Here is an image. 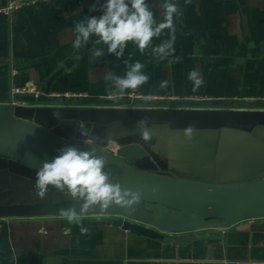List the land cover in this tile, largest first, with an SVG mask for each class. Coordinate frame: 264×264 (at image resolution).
Wrapping results in <instances>:
<instances>
[{
	"label": "crops",
	"instance_id": "obj_1",
	"mask_svg": "<svg viewBox=\"0 0 264 264\" xmlns=\"http://www.w3.org/2000/svg\"><path fill=\"white\" fill-rule=\"evenodd\" d=\"M9 1L0 0V9ZM147 2L162 21L163 0ZM173 2L181 13L174 20L179 62H173L172 56L157 60L152 51L170 39L168 29L153 37L143 52L128 42L119 59L107 53L103 44L97 47L103 48L105 55L93 59L90 50L92 41L98 39L95 36L75 49V24L85 15L102 14L89 11L96 0L40 2L25 5L10 16L0 14V94L9 95L13 86L45 92L47 82L55 76L51 94L89 97L62 105L180 108L195 104L187 102L189 99H211L195 105L264 109V0ZM125 61L145 64L143 71L150 79L136 90H126L122 99L111 98L106 103L109 91L115 89L104 76L109 72L123 76L128 70ZM192 70L199 71L205 81L195 92L188 80ZM161 81L168 82L167 89L159 87ZM144 96L152 99L145 101ZM187 126L150 125L154 133L151 146L164 163L161 174L229 182L264 168V128L248 131L195 125L194 138L187 140L183 134ZM91 134L90 145L108 152L118 148L102 131ZM82 141L87 143L85 137ZM10 181L9 174L0 170V193L10 192ZM102 219L109 218L82 217L90 229L87 236L66 217L0 219V264H49L50 259L59 264L63 258L122 264H264V228L259 225L264 219L240 221L228 228H221L226 221L219 219L215 221L217 228L194 232L195 239L184 245L93 224Z\"/></svg>",
	"mask_w": 264,
	"mask_h": 264
},
{
	"label": "water",
	"instance_id": "obj_2",
	"mask_svg": "<svg viewBox=\"0 0 264 264\" xmlns=\"http://www.w3.org/2000/svg\"><path fill=\"white\" fill-rule=\"evenodd\" d=\"M54 79L55 76L47 82L45 96L51 94ZM8 97L0 94V100ZM26 97L28 101L24 100ZM18 98H23L26 104L0 105V170L6 171L11 179L10 192L0 193V219L63 217L60 210L73 206L80 211V204L67 194L50 189L42 199L34 187L36 171L42 162L51 161L59 149L69 145L81 150L94 148L98 156L105 157V171L111 173L113 183L143 194L141 204L132 209L114 205L107 210L99 207L90 210L85 217L109 218L95 221L94 225L118 227L184 245L195 239L194 232L217 228L216 220H225L221 228H228L240 221L264 218V168L229 182L193 179L181 173L161 174L164 163L151 141L145 143L140 138L136 124L147 118L149 127L189 124L254 131L264 128V109H210L197 108L195 104L183 108L79 106L57 102L63 97L49 96L51 99L43 103H38L41 99L36 100L32 94ZM133 102L137 105L136 99ZM81 121L91 133L102 131L105 138L117 145L116 151L84 143L78 130ZM112 133L111 139L108 136ZM259 225L264 228V223ZM59 264L122 263L63 258Z\"/></svg>",
	"mask_w": 264,
	"mask_h": 264
},
{
	"label": "clouds",
	"instance_id": "obj_3",
	"mask_svg": "<svg viewBox=\"0 0 264 264\" xmlns=\"http://www.w3.org/2000/svg\"><path fill=\"white\" fill-rule=\"evenodd\" d=\"M163 9L164 19L157 20L152 6L147 0H96L89 11H99L100 15H85L74 27L75 40L73 47L80 49L90 42L95 36L98 39L92 41L91 54L93 59L103 57L105 50L97 45H106L107 53L115 55L118 59L124 56L128 42L143 52L152 42L153 37H159L164 29L169 30L170 39L155 46L152 51L157 60H163L169 56L174 57L173 62H179L180 57L175 55L176 27L175 19L181 15L179 6L173 0H163L160 5ZM127 71L123 76L112 72L104 76L105 82H111L115 91H109V98L122 99L126 90H136L146 84L150 77L143 69L146 67L140 61L128 63ZM188 80L192 82V91L199 90L205 83L202 74L197 70L188 73ZM159 87L167 89L168 82L161 81ZM145 101H150L151 96H144ZM58 117L59 113H55ZM140 138L149 143L154 133L149 127L147 118L136 122ZM81 136L87 143H93L91 130L81 121L78 126ZM196 133L195 125H189L183 130L187 140H192ZM59 154L51 161H43L42 167L36 171L35 192L39 198H45L50 189L58 193H65L80 204V211L75 206L61 209L60 214L67 221L79 227L81 235L89 234L82 217L95 207L107 210L114 205L132 209L142 202V192L122 188L119 183L111 181V173L105 171L106 159L98 156L94 148L81 150L73 145L64 146L58 150ZM153 191H156L154 188ZM82 202V203H81Z\"/></svg>",
	"mask_w": 264,
	"mask_h": 264
},
{
	"label": "built area",
	"instance_id": "obj_4",
	"mask_svg": "<svg viewBox=\"0 0 264 264\" xmlns=\"http://www.w3.org/2000/svg\"><path fill=\"white\" fill-rule=\"evenodd\" d=\"M56 0H10L4 7L0 9V14L4 15H11L13 12L17 11L18 9L22 8L25 5H34L40 2H45V3H52ZM27 94H32L36 100H39L43 97H51V98H56V97H63L65 99H74V100H87L89 97L87 95H76V94H65V95H54L50 94L49 96H45V92L42 89H36L34 87H29V86H13L10 93L9 97L7 100H3L0 102V105H25V102H22L18 96L20 95H27ZM131 98L137 97L134 95H130ZM211 99H189L187 102H210ZM197 108H204L201 105H195ZM178 108V107H174ZM183 108V107H182ZM211 109V108H210ZM264 219V218H263ZM260 220V219H256ZM255 221V220H253Z\"/></svg>",
	"mask_w": 264,
	"mask_h": 264
},
{
	"label": "rangeland",
	"instance_id": "obj_5",
	"mask_svg": "<svg viewBox=\"0 0 264 264\" xmlns=\"http://www.w3.org/2000/svg\"><path fill=\"white\" fill-rule=\"evenodd\" d=\"M64 100V99H63ZM63 100H58L57 102H59L60 104H62V103H64V104H71V103H74V101L73 100H66V101H63ZM63 101V102H62ZM66 102H68V103H66ZM38 103H43V101L42 102H38ZM94 103V102H93ZM106 103H109V102H106ZM95 105H96V103H94ZM168 106H171V104L170 105H168ZM222 106V105H221ZM165 108V107H164ZM166 108H172V107H166ZM179 108V107H178ZM205 108V107H204ZM218 108H223V109H226V108H228V107H218Z\"/></svg>",
	"mask_w": 264,
	"mask_h": 264
}]
</instances>
